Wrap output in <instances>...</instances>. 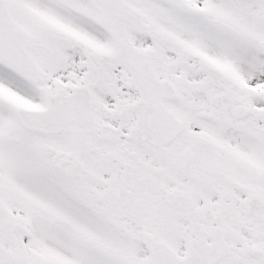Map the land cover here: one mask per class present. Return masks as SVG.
<instances>
[{"label": "snow or ice", "instance_id": "snow-or-ice-1", "mask_svg": "<svg viewBox=\"0 0 264 264\" xmlns=\"http://www.w3.org/2000/svg\"><path fill=\"white\" fill-rule=\"evenodd\" d=\"M0 264H264V0H0Z\"/></svg>", "mask_w": 264, "mask_h": 264}]
</instances>
